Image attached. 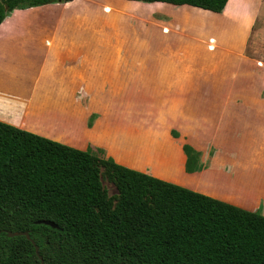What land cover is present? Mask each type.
Returning a JSON list of instances; mask_svg holds the SVG:
<instances>
[{"label": "crops", "instance_id": "1", "mask_svg": "<svg viewBox=\"0 0 264 264\" xmlns=\"http://www.w3.org/2000/svg\"><path fill=\"white\" fill-rule=\"evenodd\" d=\"M123 1L11 11L0 23V122L264 216L252 46L261 32L264 45V10ZM184 144L199 169L186 171Z\"/></svg>", "mask_w": 264, "mask_h": 264}, {"label": "trees", "instance_id": "2", "mask_svg": "<svg viewBox=\"0 0 264 264\" xmlns=\"http://www.w3.org/2000/svg\"><path fill=\"white\" fill-rule=\"evenodd\" d=\"M67 1L0 0V23L14 9ZM130 1L217 13L227 3ZM183 150L186 171L199 169V153L188 144ZM101 152L0 122V264H264L262 214L127 168ZM103 176L115 194L103 187Z\"/></svg>", "mask_w": 264, "mask_h": 264}, {"label": "rangeland", "instance_id": "3", "mask_svg": "<svg viewBox=\"0 0 264 264\" xmlns=\"http://www.w3.org/2000/svg\"><path fill=\"white\" fill-rule=\"evenodd\" d=\"M121 1H123V0H121ZM253 1H255V7H256L257 13H259V19H262V14H263V10H264V0H253ZM231 2L233 4H236L238 2V0H230V3ZM249 2H250V0H249ZM123 3H125V2L123 1ZM131 3H134V2H131ZM249 5L251 6V3ZM252 5H253V3H252ZM252 46H253V50L255 53L256 62L259 65L258 69L256 70L255 87L260 89L261 85L263 83V80H264V45H263V39H262V32L260 33V36L257 37V40L255 41V43H252ZM258 92H260V90ZM143 105H144V109L147 110V112H149V113L152 112L151 111L152 109L150 108L152 105V102L145 101L143 103ZM87 124H89V122ZM102 184H103V187L105 189H107L109 195H113L116 193V189H115L114 185L111 182H109L105 178V176L102 177Z\"/></svg>", "mask_w": 264, "mask_h": 264}, {"label": "water", "instance_id": "4", "mask_svg": "<svg viewBox=\"0 0 264 264\" xmlns=\"http://www.w3.org/2000/svg\"><path fill=\"white\" fill-rule=\"evenodd\" d=\"M37 222L38 223H45V224L51 225L53 227H56V225L54 223L50 222V221H37ZM19 234L25 235L27 238H29L28 234L26 232H15V233L9 232L8 233L9 236H14V235H19ZM35 250H36V253H38L37 252V247H35Z\"/></svg>", "mask_w": 264, "mask_h": 264}]
</instances>
